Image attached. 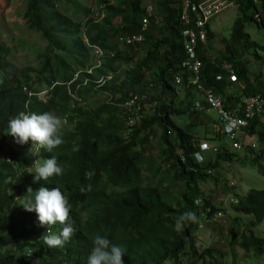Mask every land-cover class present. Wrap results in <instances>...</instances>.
I'll list each match as a JSON object with an SVG mask.
<instances>
[{"label":"trees","instance_id":"obj_1","mask_svg":"<svg viewBox=\"0 0 264 264\" xmlns=\"http://www.w3.org/2000/svg\"><path fill=\"white\" fill-rule=\"evenodd\" d=\"M144 1L101 0L99 5L88 6L81 3L83 0H26L23 18L28 28L40 32L47 41L40 54L41 73H48L43 77L45 88L57 85L49 89L45 100L28 98L22 92L23 87L34 93L41 90L34 87L28 76L21 80L12 73L2 78L0 75V141L16 143L8 135V123L19 112L51 111L67 121L65 144L54 150L67 171L49 181L35 182V174L30 173L34 172L30 168L32 162L15 151L0 156V264H33L30 259L34 257L40 259L38 264H87L96 234L106 235L113 244L126 249L124 264H184L185 260L190 264H194L193 260L225 264L217 263L211 251L198 254L196 248V229L202 211L224 210L202 192L200 185L214 178L213 172L223 163L241 157L221 145L218 152L206 154L210 157L206 156L205 162L199 164L194 157L201 149L198 129L193 128L194 124L178 125L174 119L203 114L194 108V101L203 99L192 86L188 87L190 73L182 67L188 55L184 48L186 26L181 18V0L158 1V13L150 17L144 40L121 48L119 37L141 30L146 15ZM236 2L239 16L231 36L223 39L224 50L208 52L215 37L210 27L213 18L205 24L207 42L198 44L202 85L225 98L227 104L264 94L263 76L253 75L244 59L246 52L264 59V45L251 39L245 30L246 24L253 22L264 29V0ZM61 3H67L74 12L81 8L89 15L76 20L74 14L68 16L65 10L58 11ZM117 18L122 19V25L116 22ZM94 45L115 50L116 55L100 66H93ZM8 53L9 48L0 43V70L7 68L4 60ZM227 66L235 72L241 86L230 83ZM90 67H94L92 75L86 73ZM153 71L155 88L160 89L161 97L128 136L123 105L133 93L146 91L150 84L147 73ZM76 74L77 80L69 85ZM219 75L223 76L221 81L216 80ZM176 76L183 78L182 95L175 92ZM236 88L234 93L232 90ZM99 92L110 97L111 102L91 109L90 96ZM249 133L251 137L257 136L263 155L264 120L253 121ZM151 138L157 139L162 163H166L172 178L184 184L177 208L165 199L159 186L143 184L144 148ZM18 147L26 150L32 147V142ZM74 147L78 150L73 151ZM179 149L185 162L177 152ZM40 155L48 159L52 153L41 149ZM260 157L253 156L251 162L259 165L264 174ZM210 170L212 173L208 174ZM89 185L91 190H87ZM29 187L34 191L33 197L41 187H60L68 194L72 211L67 224L76 232L65 247L49 248L41 240L48 226H42L37 214L25 210L18 199L27 194ZM199 198L203 199L201 204L196 203ZM234 206L239 212L253 216L250 226L258 225L264 220V190H251ZM185 212L196 213L198 223L187 222L177 230L176 221ZM65 226L57 223L53 230L59 232ZM241 237L244 250L264 255V235L249 229V234L243 233ZM28 250L32 251L31 256L26 255Z\"/></svg>","mask_w":264,"mask_h":264},{"label":"rangeland","instance_id":"obj_2","mask_svg":"<svg viewBox=\"0 0 264 264\" xmlns=\"http://www.w3.org/2000/svg\"><path fill=\"white\" fill-rule=\"evenodd\" d=\"M114 1V0H110ZM158 1L160 0H145L144 6L152 4L154 13H158ZM101 0H83L86 5H99ZM26 7V0H0V43H4L9 48V53L6 56L4 63L6 70H0L1 78L3 75L14 74L21 80L24 76H28L30 82L35 83L34 87L45 88L46 84L43 81L44 74L41 73L42 60L41 52L45 50L47 41L42 34L36 30L29 29L23 13ZM77 7V6H75ZM59 12L65 10V13L70 16L74 14V19L82 20L87 15L81 8L75 12L71 10L67 3L59 5ZM60 9H62L60 11ZM239 16V8L237 4L230 6L213 17L210 21V27L215 33V37L211 40L212 49L210 53H216L224 50L223 39H228L232 34L233 24ZM158 15L157 19H160ZM116 22L122 25V19L117 18ZM245 30L250 33L251 39L264 45V29L256 26V22L247 23ZM121 48L124 46L121 44ZM143 51L140 56L143 55ZM258 53H262L258 50ZM139 59L136 58V60ZM244 59L247 61L250 71L253 75H262L264 78V59L257 58L253 52H246ZM156 72L147 73V82L150 83L146 89L151 96L152 103L159 101L161 94L160 89L155 88L154 79ZM39 79L42 81L40 83ZM237 92V88L232 90ZM110 97L104 93H95L90 96L89 105L91 109H97L104 103H110ZM147 110H145L146 112ZM218 116L215 113L211 114H194L174 116L178 125H191L194 129H198L200 142L207 143L211 148L219 146L220 141L216 136H213L212 122L216 121ZM123 123L125 122L122 118ZM126 122L124 123V125ZM127 126V125H125ZM198 140V141H199ZM247 142L257 144L252 150L237 151L241 160L234 162L223 163L217 171L213 172L214 178H211L205 184H201L200 188L203 193L213 199V203L224 208L225 216L219 218L210 226L205 225L204 228L196 229V248L198 254L204 250L211 251L214 260L217 263L225 264H264V255H257L255 252L244 250L240 244L243 233L249 234V229L259 236L264 235V220L256 226H250L252 215L239 212L234 204L226 201L229 194L234 193L239 199H243L251 190H264V174L260 172L259 165L254 166L251 162L253 156L261 155L260 162L264 168V154H261L260 145L257 136L254 138L248 136ZM14 143V142H13ZM222 146H225L224 144ZM158 143L156 138H151L150 143L144 148V186H159L161 193L165 199L177 206V199L180 198L184 190V184L180 181H175L170 175V171L166 163H162L159 155ZM18 144H4L0 141V156L16 154L22 155L25 160L34 163L37 159H42L41 155H30L28 149H18ZM35 151V149H33ZM210 157V155H206ZM213 157L215 155H212ZM235 182V188L231 189V183ZM225 201H222V199ZM199 229V230H198ZM54 231V230H53ZM211 261V257L206 258ZM33 264H38L40 259L34 257L30 259ZM194 264H202L200 260H193ZM166 264H174L166 262ZM184 264H190L186 260Z\"/></svg>","mask_w":264,"mask_h":264},{"label":"built area","instance_id":"obj_3","mask_svg":"<svg viewBox=\"0 0 264 264\" xmlns=\"http://www.w3.org/2000/svg\"><path fill=\"white\" fill-rule=\"evenodd\" d=\"M237 0H181L182 3V21L186 28L183 31L184 35V48L188 55V58L182 63L184 70L190 73L188 78V87L192 86L196 92L200 94L203 100H195L194 108L200 113L211 114L215 113L218 118L212 123L213 135L218 137L220 141L219 146L210 147L207 143L200 142V151L197 152L202 157V164L205 162L206 154H215L219 151L221 145H225V148L231 152L238 153L237 151L245 150L246 148H254L257 144L247 142L249 133V127L255 120H264V94H257L250 97L243 98L238 103L227 104L226 99L217 94L214 90L208 89L202 85L201 82V65L202 60L198 56L199 43L205 44L207 42V34L205 31L206 22L210 21L213 17L218 15L224 9L237 4ZM154 15V7L152 4L146 5V15L142 19L141 30L134 34H125L119 37V42L125 46H133L144 40V32L149 28L150 17ZM257 17V15H256ZM210 52V50H208ZM93 66H100L107 58L114 57L116 55L115 50L102 48L98 45L93 46ZM93 68L90 67L86 70V73L92 75ZM229 73V81L237 86L239 80L235 72L227 66ZM78 74L75 79L69 83L72 84L77 80ZM222 75L216 77L217 81H221ZM175 83L177 85L175 92L177 95H182L184 91L181 89L183 84V78L181 76L175 77ZM57 84H54V86ZM54 86L42 89L39 93H34L32 90H28L26 87L22 88V92L28 98L34 96L40 99H47L49 95V89ZM233 89V87H231ZM156 103H152L151 96L148 91L136 92L131 95L123 106L126 112V119L128 122L127 132L128 136L134 131V129L142 123L145 110H149L155 107ZM67 122V121H66ZM251 137V136H250ZM178 154L181 157L182 162H185V156L179 149ZM208 174L212 171H208ZM231 189L235 188V182L231 183ZM230 203L237 205L239 198L234 193L229 194L226 197ZM202 198H199L196 203L201 204ZM222 201H225L223 198ZM224 210L219 209L208 213V211H202L201 220L198 224V228H204L205 225L210 226L215 223L219 218L225 216ZM198 229V230H199ZM32 253L28 250L26 255ZM32 255V254H31Z\"/></svg>","mask_w":264,"mask_h":264},{"label":"clouds","instance_id":"obj_4","mask_svg":"<svg viewBox=\"0 0 264 264\" xmlns=\"http://www.w3.org/2000/svg\"><path fill=\"white\" fill-rule=\"evenodd\" d=\"M43 88H41L42 90ZM40 90V91H41ZM66 119L51 111L37 114L35 112L21 111L17 116L10 119L8 123V135L15 138V142L20 145L32 142L30 155H39L41 149L52 153L51 158L37 159L30 168L34 169L35 182L40 180L49 181L50 178L63 176L67 167L60 163L59 158L54 154V150L65 144L64 127ZM254 138V136H252ZM35 149V151H33ZM78 148L74 147L73 151ZM198 162L202 161L199 153L194 154ZM86 175H88L86 173ZM87 190H91L88 186ZM81 191H85L84 188ZM28 188L27 194L20 204L29 212H35L39 223L48 226L47 232L41 237V240L49 248H63L75 234L76 229L67 224L72 205L69 202L68 194L62 191L60 187H41L35 191ZM198 223V217L194 212L183 213L176 221L175 227L179 230L185 223ZM67 225L59 232H54L53 227L57 224ZM93 247L87 257V264H124L123 256L126 249L115 245L106 235L96 234L92 240ZM29 253L27 256H31Z\"/></svg>","mask_w":264,"mask_h":264},{"label":"crops","instance_id":"obj_5","mask_svg":"<svg viewBox=\"0 0 264 264\" xmlns=\"http://www.w3.org/2000/svg\"><path fill=\"white\" fill-rule=\"evenodd\" d=\"M124 47H125V45H123ZM241 82H239V84H240ZM213 123V122H212ZM199 130H197V132H198ZM214 136V135H213Z\"/></svg>","mask_w":264,"mask_h":264}]
</instances>
